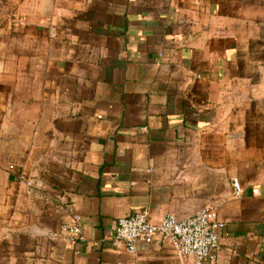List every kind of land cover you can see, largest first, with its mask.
Returning <instances> with one entry per match:
<instances>
[{
    "label": "crops",
    "instance_id": "crops-1",
    "mask_svg": "<svg viewBox=\"0 0 264 264\" xmlns=\"http://www.w3.org/2000/svg\"><path fill=\"white\" fill-rule=\"evenodd\" d=\"M205 205L264 264V0H0V264H195L112 238Z\"/></svg>",
    "mask_w": 264,
    "mask_h": 264
},
{
    "label": "built area",
    "instance_id": "built-area-1",
    "mask_svg": "<svg viewBox=\"0 0 264 264\" xmlns=\"http://www.w3.org/2000/svg\"><path fill=\"white\" fill-rule=\"evenodd\" d=\"M231 185L236 194L241 192L237 178H232ZM223 228L224 222L217 219L212 205H205L182 219L166 213L157 222H151L147 210L143 209L118 218L112 243L133 254L138 243H149L155 235H161L171 242L180 258H191L195 264H204L211 257V250L218 246ZM61 230L72 241L81 239L80 217L73 216L61 226Z\"/></svg>",
    "mask_w": 264,
    "mask_h": 264
}]
</instances>
